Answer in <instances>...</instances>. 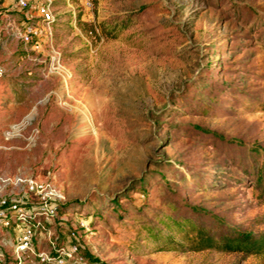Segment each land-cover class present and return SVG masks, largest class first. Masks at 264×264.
Wrapping results in <instances>:
<instances>
[{"label":"rangeland","instance_id":"1","mask_svg":"<svg viewBox=\"0 0 264 264\" xmlns=\"http://www.w3.org/2000/svg\"><path fill=\"white\" fill-rule=\"evenodd\" d=\"M28 2L0 0V174L61 195L34 249L76 245L63 264H264L190 248L196 226L264 231V0ZM21 19L43 53L8 34ZM3 195L31 212L21 188ZM22 226L0 229L7 261Z\"/></svg>","mask_w":264,"mask_h":264},{"label":"built area","instance_id":"2","mask_svg":"<svg viewBox=\"0 0 264 264\" xmlns=\"http://www.w3.org/2000/svg\"><path fill=\"white\" fill-rule=\"evenodd\" d=\"M16 8H32L28 0H13ZM40 12L45 13L44 8H38ZM37 10V11H38ZM38 11V12H39ZM42 15L41 13H38ZM40 34L35 26L25 25L18 33V37L24 43H31L36 47V38ZM2 69L0 67V75ZM19 187L28 195L33 196L34 204L29 207L31 212L27 210L28 207L15 201L14 199H6L3 195V190L6 187ZM61 195L56 191L50 183L46 181H39L32 177H23L21 175H13L11 177L0 174V229L5 228L10 231L15 229L17 222L22 223L23 226L17 233L12 232V253L10 255L11 261L0 252V264H21L25 257L33 256L38 262L42 264H63L66 260L76 253V245H71L67 249L56 256H51L48 251L35 250L33 245V238L39 235L44 229L42 222L49 220L56 215L59 208V201ZM81 225L83 223L81 222ZM64 258V260H63Z\"/></svg>","mask_w":264,"mask_h":264},{"label":"trees","instance_id":"3","mask_svg":"<svg viewBox=\"0 0 264 264\" xmlns=\"http://www.w3.org/2000/svg\"><path fill=\"white\" fill-rule=\"evenodd\" d=\"M261 196L264 199V181L260 187ZM193 250L217 249L228 252H243L246 254L264 253V231L239 232L234 236L214 237L203 228L196 226L193 238L190 241ZM182 247V245H179Z\"/></svg>","mask_w":264,"mask_h":264},{"label":"crops","instance_id":"4","mask_svg":"<svg viewBox=\"0 0 264 264\" xmlns=\"http://www.w3.org/2000/svg\"><path fill=\"white\" fill-rule=\"evenodd\" d=\"M11 6H14V3ZM13 10H15V9H13ZM24 16L27 20H29L34 16V13L33 14H31V13L25 14ZM31 23L32 22L25 21L23 19H21V21L18 23H15V21L11 20L10 23H8L9 28H7L6 30L8 31V34L10 36L16 38L18 36V32L21 31L25 25H32ZM36 42L37 43H36V47H35L34 44L31 45V43H24L20 40V43L22 45L21 48L25 52H31V53L41 52V53H43L42 46L45 44L46 39L41 38L40 41L36 40Z\"/></svg>","mask_w":264,"mask_h":264}]
</instances>
